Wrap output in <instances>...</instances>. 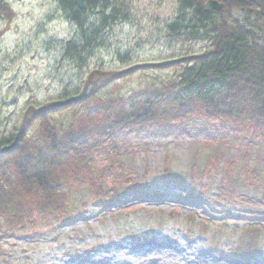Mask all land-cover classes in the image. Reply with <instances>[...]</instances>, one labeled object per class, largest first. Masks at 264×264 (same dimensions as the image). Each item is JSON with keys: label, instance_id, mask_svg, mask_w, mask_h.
Wrapping results in <instances>:
<instances>
[{"label": "rangeland", "instance_id": "1", "mask_svg": "<svg viewBox=\"0 0 264 264\" xmlns=\"http://www.w3.org/2000/svg\"><path fill=\"white\" fill-rule=\"evenodd\" d=\"M7 2L13 15L10 20L0 17V133L4 135L13 130L22 107L73 91L92 67L121 68L206 47L204 41L182 42L167 34V24L181 13L180 0H113L117 18L105 25L100 7H90L84 14L86 30L98 26L99 43L83 62L65 55L67 41L80 40L82 32L59 0ZM170 75L136 73L104 92L128 94ZM206 127L217 129L213 122ZM128 146L134 153L122 157L130 165L127 175L139 189L106 175L105 193L115 184L125 193L115 203L118 207L110 204L103 211L93 192L72 193L68 202L70 213L76 215L72 223L58 227L47 218L2 239L0 264H264V220L252 226L249 211L261 194L236 177L238 165L262 163L258 143L228 134L224 141L202 135L132 138ZM213 154L219 165L203 173L200 187L195 188L202 198L185 199L191 163L202 168ZM231 161L238 165L229 173L222 165ZM107 162L103 154L94 160L99 169ZM165 166L171 171L167 179ZM138 194L144 197L139 199ZM103 195L97 196L98 201Z\"/></svg>", "mask_w": 264, "mask_h": 264}, {"label": "trees", "instance_id": "2", "mask_svg": "<svg viewBox=\"0 0 264 264\" xmlns=\"http://www.w3.org/2000/svg\"><path fill=\"white\" fill-rule=\"evenodd\" d=\"M218 1L223 8L208 11L205 0H180L181 13L167 24L171 39L204 41V49L121 68L92 67L73 91L22 107L13 130L0 133V241L39 220H72L76 215L70 213L69 196L77 191L93 192L94 201L100 193L103 201H118L125 191L115 184L105 193L106 175L139 189L122 157L134 153L128 149L132 138L202 135L224 141L232 134L258 143L264 157V20L249 0ZM59 2L82 32L80 40L67 41L65 55L84 62L99 43L98 26L86 30L85 12L100 7L105 25L117 18V8L113 0H85L84 8L76 0ZM0 13L11 19L7 0H0ZM160 71L171 75L128 94L104 92L136 73ZM208 122L217 125L215 133ZM102 154L108 162L99 169L94 160ZM261 162L222 165L229 173L238 165L236 177L250 191L260 192L249 208L256 227L264 220V158ZM212 165H219L215 154L202 168L191 163L184 198H202L195 188ZM163 172L167 179L170 169L165 166ZM103 201L97 204L102 207Z\"/></svg>", "mask_w": 264, "mask_h": 264}, {"label": "water", "instance_id": "3", "mask_svg": "<svg viewBox=\"0 0 264 264\" xmlns=\"http://www.w3.org/2000/svg\"><path fill=\"white\" fill-rule=\"evenodd\" d=\"M249 1L253 2L257 6L264 20V0H249ZM76 3L80 8L85 7V0H76ZM204 6L208 11L221 10L223 8V3L219 2L218 0H205Z\"/></svg>", "mask_w": 264, "mask_h": 264}, {"label": "bare ground", "instance_id": "4", "mask_svg": "<svg viewBox=\"0 0 264 264\" xmlns=\"http://www.w3.org/2000/svg\"><path fill=\"white\" fill-rule=\"evenodd\" d=\"M210 261V260H209ZM209 261H207V263H209ZM222 264V263H221Z\"/></svg>", "mask_w": 264, "mask_h": 264}, {"label": "flooded vegetation", "instance_id": "5", "mask_svg": "<svg viewBox=\"0 0 264 264\" xmlns=\"http://www.w3.org/2000/svg\"><path fill=\"white\" fill-rule=\"evenodd\" d=\"M2 16V14L0 13V17Z\"/></svg>", "mask_w": 264, "mask_h": 264}]
</instances>
